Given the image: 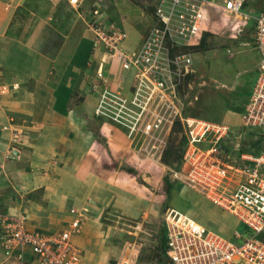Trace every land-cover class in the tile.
Listing matches in <instances>:
<instances>
[{"label":"rangeland","instance_id":"rangeland-1","mask_svg":"<svg viewBox=\"0 0 264 264\" xmlns=\"http://www.w3.org/2000/svg\"><path fill=\"white\" fill-rule=\"evenodd\" d=\"M250 1V6L254 9H260L264 6V0ZM85 3L84 1L82 4L84 6L78 8V10L76 7H72L68 0H2L0 3V7H4L0 8V12L3 11L4 14L11 13V15L14 12L8 32L5 34L8 37V40H6L8 45L6 46H9V49L6 52H1L0 55V73L4 77V81H7L6 83H12L11 81L15 82L16 80L19 83L13 85L0 83V106L3 111H6L5 113L9 116L8 120L10 122L8 125H3L2 129L10 131L11 136H13L11 138L12 149L10 148L6 158H11L14 150L19 149L17 145L27 143L28 135L25 133V129L28 126L31 128L33 126L36 134H38V130L44 124L38 123L37 120H32V118H28L29 121H27L28 119L21 117L19 121L22 122V125L24 124L23 131L18 129L19 125L15 123H19V121L14 116H17L20 112L17 111V107L11 106L10 101L9 103L3 101V98L12 97L14 92L12 88L16 90L22 86L21 93L28 89L32 90L35 86L34 83L39 78L34 77L35 74H43L42 79L51 84H54L53 82L60 78L59 82L56 81L59 84L58 88L54 87L57 96L62 97V101H65L66 108L69 109L73 117L81 113L85 128H87L93 139L89 147L91 151L86 154L89 158L88 160L86 158L84 171L86 173H101L105 167V169L112 170L115 173L118 171L126 175L127 180L120 181L119 178L121 177L116 176L118 178L117 184L122 182L121 185L124 188H135L139 197L150 202V204H147L148 213L146 214H144L146 211L143 209L146 204L143 203V206H138L139 213H136L135 216L120 212H110L106 218L103 214L98 216L104 220L101 225L107 229L109 217L116 220L117 227L115 229L119 231L117 237L120 235L122 243L124 241L129 242L127 244L123 243L125 245L122 247L121 260H111L112 264H172L163 254L161 244L165 214L171 208L173 211L187 215L209 231L239 240L235 236V231L246 235L247 227L241 224L235 216L214 204L202 191L191 187H183L180 190L173 191L170 195L165 192V179L175 181L172 171L176 169L182 152L185 153L188 147L183 144V137L187 133H185L181 122L178 120L173 121L170 123L169 130L166 127L165 130L167 131L162 134L164 140L160 143V149L145 152L142 147H137L133 143L124 127L97 113L99 100L105 89L124 91L128 87L130 88L135 81L136 73H133L134 70L123 69L121 66L115 72L117 65L114 66L115 63H112L115 52L107 53L108 50L103 41L96 42V34L93 38L96 43L95 52L88 55L86 66L82 67L81 70L71 71L63 75L52 64V57H55L58 52L54 48L56 46L55 42L59 41L58 37L69 34L79 25H83L85 29H93V14H86L85 11L88 6H85ZM157 3L158 0H106L101 7V12L104 14V19L109 20L110 23H115L116 33L122 30L128 32L131 36L132 31H136L140 35L139 38L143 37V41L144 36L158 25L157 16L155 15ZM206 16H208V19L205 20V23L203 22L200 39L195 41L196 44L191 45L193 47H190V49H187L188 47L184 48V51L192 54V67L194 69L193 72L182 78L179 85V94L184 102V110L188 115L209 122L224 123L226 120L230 121L232 126L229 125L235 131V138L231 141L239 143L241 149L251 148L255 151H264V130L250 127L242 129L241 121L243 118L241 115L229 113V111L233 112V110L239 108L245 111L247 97L250 96L249 88L255 82L256 66L261 60V54L257 48L246 44L252 41L250 34L240 35L239 27H235L233 20L225 17L221 10L212 8L208 10ZM0 20H2L1 17ZM252 24L253 19H250L248 22H243L242 25L247 27ZM41 26L44 28V32L45 28L56 32L54 38L50 39L48 49L40 47L41 44L38 43H36L38 44L37 47L34 44H29V33L36 32ZM107 31H109V35L112 33V30L108 28ZM134 44L136 42H133ZM3 47L4 44L0 42L1 51H4ZM174 52L176 54L180 51L176 47L173 50ZM31 60L35 61L37 66L34 70L30 68V74L25 72L26 75H24L21 72L23 69H29ZM45 61L51 63L48 64L47 69ZM11 65L13 66L12 71L20 72V75L11 73ZM100 72H103V77L99 76ZM48 77L52 79L49 81ZM120 85L122 89L119 88ZM230 87L233 90H230ZM20 95L19 97L23 99V94ZM108 127L111 131L113 129L116 135L113 143L116 144L115 140L120 142L115 145L118 147L115 150H110L109 143L105 138ZM205 144L210 143L206 142ZM226 144L228 147L231 145L229 141ZM49 162L50 165L57 163L55 159ZM233 186H235V182L229 180L224 188L233 190ZM139 187L144 192H140ZM153 193L157 195H153ZM86 201L87 204L83 207L70 209V213L77 216L69 223L67 222L65 229L70 226L72 221H77L79 232L76 235L82 233L86 220L93 218L94 215L90 212L91 207H93L92 204H102L100 200L98 202L96 198L91 196H87ZM111 208L114 209L117 206H111ZM111 208L108 211L113 210ZM74 210H77V212H74ZM23 213L27 216L25 212ZM7 214L16 216L19 211ZM26 223L31 230L39 229L44 233L52 234L42 227L28 225V219ZM80 249L83 254L81 247ZM0 251L3 253L0 264H40L38 260L33 259L28 250L25 251L21 246L12 249L5 247V240L1 235Z\"/></svg>","mask_w":264,"mask_h":264},{"label":"built area","instance_id":"built-area-1","mask_svg":"<svg viewBox=\"0 0 264 264\" xmlns=\"http://www.w3.org/2000/svg\"><path fill=\"white\" fill-rule=\"evenodd\" d=\"M68 1L76 8L84 2ZM105 1L93 0L96 42L103 41L107 53L114 51L113 58L120 61L121 67L134 70L136 75L128 93L105 89L97 113L123 126L133 143L145 152L160 149L162 134L169 130L170 123L181 122L189 144L183 155V168L173 170V177L183 182V187L205 193L248 229L246 235L235 231L239 239L235 240L168 209L167 259L172 264H264V151L239 153L241 145L231 141L235 131L229 125L186 114L179 94L182 78L194 71L192 54L184 48L196 44L203 22L208 19V10L218 8L225 17L235 20L240 35L250 34L252 41L246 44L261 54L242 129L264 130V6L254 9L250 0H158L155 7L158 25L144 36L140 46L129 48L125 44L127 33L122 30L116 33L115 23L103 18L101 7ZM250 19L253 24L244 27L243 22ZM107 28L112 30L110 35ZM176 47L180 52L175 54ZM99 76L103 77V72ZM227 141L231 143L229 147ZM229 180L235 182L233 190L224 188ZM27 219L21 211L16 216L0 212L5 247L21 246L40 264H81L82 251L72 240L79 232L77 221L50 235L29 229Z\"/></svg>","mask_w":264,"mask_h":264},{"label":"crops","instance_id":"crops-1","mask_svg":"<svg viewBox=\"0 0 264 264\" xmlns=\"http://www.w3.org/2000/svg\"><path fill=\"white\" fill-rule=\"evenodd\" d=\"M87 1L85 6H88V8L85 12L89 13L93 0ZM12 14L0 12L2 19L0 20V42L4 44V51H1L0 48V55L1 52H6L9 49V46H6L8 45L6 43L8 37L5 34L8 32L14 12ZM55 34L56 32L46 28L44 32V28L41 26L36 32L29 33V44H34L35 47L41 44L40 47L48 49L50 39H53ZM94 36L95 31L93 29H85L83 25H79L69 34L58 37L59 41L55 42L56 46H54L58 52L55 57H52V64L63 75L71 71L81 70L82 67L86 66L88 55L95 52ZM139 36L136 31H132L131 36L127 32L125 44L129 48L138 47L143 39L142 36L141 38ZM133 42H136V44L133 45ZM89 44L90 46H88ZM45 62L47 69L50 61ZM30 63L29 69H23L21 73L24 75H26L25 72L30 74V68L33 70L36 68L35 61L31 60ZM112 63H115L114 66L117 65L116 72L121 66L120 61L114 59ZM12 67L11 65V73L20 75V72H13ZM34 77L39 78L34 83L35 86L32 90L28 89L21 93L22 86L16 90L12 88V91H14L12 97L3 98V101L5 100L8 103L10 101L11 106L17 107V111L20 112L18 115L16 114L17 116H14L17 117V121L24 117V119L32 118V120L44 124L38 130V134H36L33 126L32 128L28 126V130L25 129V133L28 135V138L26 136L27 143L17 145L19 149L14 150L11 158H6V155L13 145L11 139L13 136H11L10 131L2 129L3 125L10 123L9 116L0 106V212L23 211L27 214L28 225L42 227L53 234L65 229V226L77 216L72 215L70 209L83 207L87 204L86 197L91 196L96 198L98 202L100 200L102 204H92L93 207H91L90 212L94 215L93 218L87 219L82 233L74 235L72 239L83 250L81 264H112L111 260H121L122 247L125 245L123 243L127 244L129 242L124 241L122 243L120 235L117 237L119 231L115 229L117 227L116 220L109 217L107 229L101 225L104 220L98 216L103 214L106 218L110 212L135 216L136 213H139L138 206H143V203L146 204V207L143 208L146 211L144 214H146L148 213L147 204H150V202L139 197L135 188H124L121 185L122 182L117 184L118 178L116 176L121 177L119 178L120 181L127 180L126 175L118 171L115 173L112 170L105 169L106 167L101 173H86L84 171L86 158L87 160L89 158L86 154L91 151L89 147L93 139L87 128H85L81 113L73 117L69 109L66 108L65 101H62V97L57 96L55 88H58L59 84L56 81L59 82L60 78L53 82L54 84H51L42 79L43 74H35ZM51 79L48 77L49 81ZM6 82L0 73V83L11 85L18 83L17 80L15 82L11 81L12 83ZM252 86L249 88V94H251ZM128 88L124 89L125 93H128ZM230 90H233V88ZM20 94H23V99L19 97ZM229 113L232 115L240 114L243 118L241 122H244L245 111H242L241 108L235 109L233 112L229 111ZM226 121H224V124L231 125L230 121H228L229 123ZM21 123L19 121L15 124L19 125L18 129L23 131L24 124ZM112 131L108 127L105 138L109 143L110 150H115V148H118L115 145L120 142L115 140L116 144L113 143L116 135ZM53 159L57 163L50 165L49 161ZM138 190L144 192L140 187ZM153 195L157 194L153 193ZM111 206H117V208L113 209ZM109 208L113 210L108 211ZM0 235L2 237L1 225ZM6 251L10 253L8 250ZM2 259L3 253L0 251V262H2Z\"/></svg>","mask_w":264,"mask_h":264},{"label":"trees","instance_id":"trees-1","mask_svg":"<svg viewBox=\"0 0 264 264\" xmlns=\"http://www.w3.org/2000/svg\"><path fill=\"white\" fill-rule=\"evenodd\" d=\"M85 2H88L86 0H84ZM93 2V1H92ZM70 4V3H69ZM93 4V3H92ZM71 5V4H70ZM72 6V5H71ZM84 5H81L79 6L78 8L80 7H83ZM73 7V6H72ZM91 7V10L93 8V5L90 6ZM77 8V10H78ZM91 10L90 12H86V14L88 13L89 15H91ZM94 19V18H93ZM92 19V20H93ZM233 22L235 23V20L233 19ZM233 24V23H232ZM185 112V110H184ZM186 113V112H185ZM187 114V113H186ZM119 125V124H118ZM121 126V125H120ZM123 127V126H122ZM183 144L186 145L188 144V139L186 137V135L183 137ZM242 152H250V153H255V154H260V152L262 151H255L253 149H241L239 153H242ZM183 155L184 153L182 152L180 158H179V161H178V164L176 166V169H181L183 168ZM181 188H183V182L179 181V180H175V181H172L171 179H168L166 178L165 179V192L167 193V195H170L173 191L175 190H180ZM248 230V229H247ZM249 232V231H248ZM161 244H162V252L163 254L166 256V245H167V230H166V227L164 226L163 229H162V235H161Z\"/></svg>","mask_w":264,"mask_h":264},{"label":"water","instance_id":"water-1","mask_svg":"<svg viewBox=\"0 0 264 264\" xmlns=\"http://www.w3.org/2000/svg\"><path fill=\"white\" fill-rule=\"evenodd\" d=\"M222 146H224V145H222Z\"/></svg>","mask_w":264,"mask_h":264}]
</instances>
